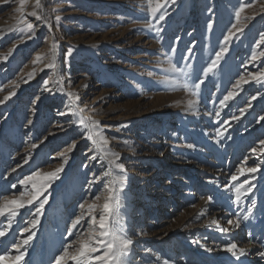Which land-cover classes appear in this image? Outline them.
I'll list each match as a JSON object with an SVG mask.
<instances>
[{"label":"rangeland","instance_id":"374dc122","mask_svg":"<svg viewBox=\"0 0 264 264\" xmlns=\"http://www.w3.org/2000/svg\"><path fill=\"white\" fill-rule=\"evenodd\" d=\"M262 37L264 0H0V206L39 190L0 215V264H110L113 235L119 264H264Z\"/></svg>","mask_w":264,"mask_h":264},{"label":"snow or ice","instance_id":"6c2138e0","mask_svg":"<svg viewBox=\"0 0 264 264\" xmlns=\"http://www.w3.org/2000/svg\"><path fill=\"white\" fill-rule=\"evenodd\" d=\"M21 3L23 4V0H21ZM36 7L37 8L40 7V0H36ZM242 10H243V7H241V9L235 13L237 18H239L240 12ZM154 12H155V10L153 9V13ZM32 15H35V12H33ZM160 19L163 20L164 17L161 16ZM150 27H151V25H150ZM208 27L211 28L212 24L209 23ZM232 27L236 28V25H233ZM27 28L32 29L33 25L31 23H28ZM237 31H240V29H237ZM234 35L235 34L231 30H229L228 34L224 36V43L227 44L234 37ZM262 39H264V37H262ZM227 51H228L227 47L222 46L220 48V50L216 53L215 59L212 60L211 65H209V67L204 70L205 76H207V74L209 72H211L216 67L217 63L220 61V59L223 57L224 53ZM260 55H264V53H261ZM256 58H257L256 54L253 53L252 59L255 60ZM51 66L52 65H46V67H51ZM170 70L180 71L179 69H176L174 65H171ZM242 82H246L245 78L243 76H241L240 79L237 80L236 85H234L233 91H229L228 94L223 98V100L220 101V104L222 106L225 104L226 101H228L229 99H231L235 95V89L239 88ZM257 82H259V81H257ZM45 83H47V82H45ZM202 83H203V80H201L200 82H198L194 85V88L196 91H193L192 95H194V96L197 95L198 90L200 89ZM184 86L187 87L188 85L185 84ZM7 99H8V97H5V100H7ZM253 99H255V97H253ZM5 100H0V104H3L5 102ZM195 104H196V101H193V100L188 101L189 108H194ZM244 111H246V109H241V113H243ZM216 115L218 116L219 112H217ZM234 119H237V117H234ZM260 119L264 120V116L260 117ZM29 123H31V121H29ZM93 135H95V133H93L90 130L89 131V138L91 139ZM217 136L223 137L224 132L220 129H217ZM260 143H261V145H264V140L260 141ZM253 152H255V149L253 150ZM110 163H115V161H110ZM116 167L120 168L122 166L119 164H116ZM57 171H59V170H57ZM248 171L249 172H255L256 169L252 168V169H248ZM52 175H55V174L53 173ZM232 179L235 180L236 177L233 176ZM26 180H27V178H26ZM26 180H21L20 184H25ZM13 187H15V185H13ZM38 195H39V190H37L36 195L32 196L31 199H28L26 201H23V200H11V201H9L10 204L16 205V207L15 208H9L7 204L4 206H0V215H5L6 213L10 214L11 216L17 215L18 209L24 208L26 205H31L33 203V201L36 200ZM109 199H115V197H110ZM209 200H211V197L209 198ZM239 201H240V191H239V189H237L236 202L239 203ZM255 206H256V201L252 200L251 205L247 209V214H245L242 218H238L235 221L229 220L228 223L234 224V226L239 227L240 226V220L241 219L248 220L250 218L252 211L255 208ZM43 207H44V205H43V203H41L40 206L36 208L37 216L39 215V213L41 212V209ZM81 207H83V205H81ZM111 207H112V205H110L109 203H105V205H104L105 213L110 214ZM79 219L80 218L78 217L77 220L73 221V227L76 226ZM37 222H38L37 220H33L31 222L32 227H35ZM213 223H215V221H213ZM9 227H10V224H9ZM100 227L102 229L106 230L105 233H103V234H109L108 230L106 228L105 220H104L103 216L100 219ZM23 231L28 232L29 229L25 228V229H23ZM6 236H7L6 231L0 230V239H6ZM31 239H32V235H29L26 239H23L22 244L27 245ZM132 243L133 242L130 239L116 237L113 235L112 236V242H109L106 245L107 251H106V255H105L104 259L109 260V258H111L110 264H119V262L123 258H126L129 256L130 247H131ZM12 247L15 248L19 252V254L16 255L13 259V264H18V262L23 260L26 249L24 251H21V242L13 243ZM236 248H237V245L235 243H232V244H229L227 246V251L230 252L234 258L239 260L240 257H242L246 254V250L244 248H240L237 252V251H234ZM259 255L261 257H264V252H260ZM82 257H83V254H82ZM5 259H6L5 256H0V261H3ZM73 259L75 260L76 257H73ZM63 260H64L63 255L56 257V264H62ZM77 264H82V260H77Z\"/></svg>","mask_w":264,"mask_h":264},{"label":"bare ground","instance_id":"6f19581e","mask_svg":"<svg viewBox=\"0 0 264 264\" xmlns=\"http://www.w3.org/2000/svg\"><path fill=\"white\" fill-rule=\"evenodd\" d=\"M68 55H70V54H67V56H68ZM81 65H84V64L82 63ZM258 248H259V246H258V245H255V246H254L255 251H253V252H257V251H258Z\"/></svg>","mask_w":264,"mask_h":264}]
</instances>
